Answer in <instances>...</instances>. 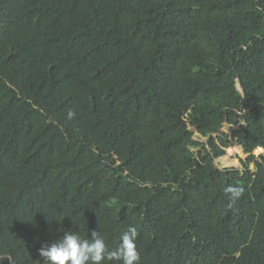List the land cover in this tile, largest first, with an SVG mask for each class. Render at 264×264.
Returning <instances> with one entry per match:
<instances>
[{"label": "trees", "instance_id": "16d2710c", "mask_svg": "<svg viewBox=\"0 0 264 264\" xmlns=\"http://www.w3.org/2000/svg\"><path fill=\"white\" fill-rule=\"evenodd\" d=\"M255 151L264 0H0V264H264Z\"/></svg>", "mask_w": 264, "mask_h": 264}, {"label": "rangeland", "instance_id": "374dc122", "mask_svg": "<svg viewBox=\"0 0 264 264\" xmlns=\"http://www.w3.org/2000/svg\"><path fill=\"white\" fill-rule=\"evenodd\" d=\"M224 129L227 132H230V127L228 125H225ZM194 138H195V140L200 141V142L205 143V144H207V142H208L207 138L201 136L198 133H195ZM237 147H241V146L239 145L238 142H234L233 146L230 149H228V151H227V155H229V152L232 150L233 153L230 154V160H232V162L234 164L230 165V166H225L223 161L221 160L222 159L221 158V159L216 160V162H215L217 167H219L220 169H223L224 167H236V168L241 169L242 168V161L243 160H247L248 156L244 152V149L240 153L239 152H235ZM193 151H197V150L193 149ZM262 154H264V153L255 151V155L256 156H260ZM252 168H254V167L252 166Z\"/></svg>", "mask_w": 264, "mask_h": 264}]
</instances>
